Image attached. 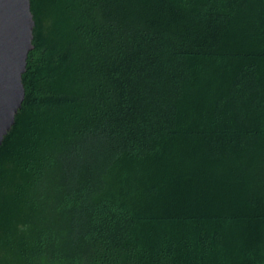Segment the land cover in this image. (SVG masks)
I'll return each mask as SVG.
<instances>
[{"label":"trees","instance_id":"obj_1","mask_svg":"<svg viewBox=\"0 0 264 264\" xmlns=\"http://www.w3.org/2000/svg\"><path fill=\"white\" fill-rule=\"evenodd\" d=\"M30 8L0 264H264V0Z\"/></svg>","mask_w":264,"mask_h":264},{"label":"water","instance_id":"obj_2","mask_svg":"<svg viewBox=\"0 0 264 264\" xmlns=\"http://www.w3.org/2000/svg\"><path fill=\"white\" fill-rule=\"evenodd\" d=\"M33 28L30 0H0V144L24 100L22 74L33 49Z\"/></svg>","mask_w":264,"mask_h":264}]
</instances>
